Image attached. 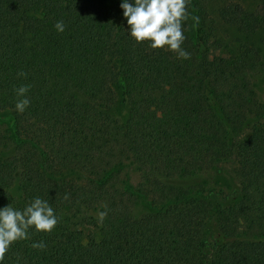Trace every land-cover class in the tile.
<instances>
[{
    "label": "trees",
    "instance_id": "1",
    "mask_svg": "<svg viewBox=\"0 0 264 264\" xmlns=\"http://www.w3.org/2000/svg\"><path fill=\"white\" fill-rule=\"evenodd\" d=\"M206 1L188 5L184 60L136 43L120 0H0V207L39 196L58 218L4 264H264V62L249 46L209 57ZM219 12L242 34L264 31V0ZM22 85L30 105L17 113ZM230 159L238 188L213 211L194 180Z\"/></svg>",
    "mask_w": 264,
    "mask_h": 264
},
{
    "label": "clouds",
    "instance_id": "2",
    "mask_svg": "<svg viewBox=\"0 0 264 264\" xmlns=\"http://www.w3.org/2000/svg\"><path fill=\"white\" fill-rule=\"evenodd\" d=\"M190 0H120L122 16L126 18L127 32L136 43L147 42L151 49H164L174 52L178 59L188 60L190 53L182 44L186 22L190 18L188 5ZM196 24L198 17H191ZM57 32L65 30L62 20L54 25ZM18 75L25 76L20 72ZM29 86L22 85L15 89L17 100L14 110L23 113L30 105L26 96ZM65 199L67 197L65 196ZM98 221L103 222L107 212H99ZM58 218L49 202L39 196L33 197L22 209L10 204L0 207V264H4L5 253L17 241L29 239V230L51 232L57 225ZM43 250V241L30 245Z\"/></svg>",
    "mask_w": 264,
    "mask_h": 264
},
{
    "label": "rangeland",
    "instance_id": "3",
    "mask_svg": "<svg viewBox=\"0 0 264 264\" xmlns=\"http://www.w3.org/2000/svg\"><path fill=\"white\" fill-rule=\"evenodd\" d=\"M89 2L96 3L99 6L107 7L110 5L111 0H87ZM247 10H253L257 5V0H236ZM225 0H207L206 7L208 10L209 18L211 21L210 30H206L208 33L209 41H211L217 48H212L209 51V57L224 56L227 57L230 54L238 52L244 46L251 47L256 51L264 62V31L260 28L252 31L248 34L240 33L237 28L230 23H226L222 20V16L219 12L222 4ZM190 19V18H189ZM254 85L259 93V96H264V86L260 82L255 81ZM116 102L114 108L119 107L120 97L119 90L115 89ZM8 113L5 110H0V125L8 128ZM235 162L233 160H222L216 164L206 175H200L195 178L194 181L205 184L208 193L206 197L213 205V211L216 209L217 203H225L226 197H230L234 194V191L238 188L237 179L233 174ZM139 177L136 171L130 172V185L134 186ZM9 193L14 197H20L21 185L18 175L15 176L13 182L8 187ZM142 209H149L146 201L140 200L137 203ZM95 214V212H90ZM207 247H209L207 245Z\"/></svg>",
    "mask_w": 264,
    "mask_h": 264
}]
</instances>
